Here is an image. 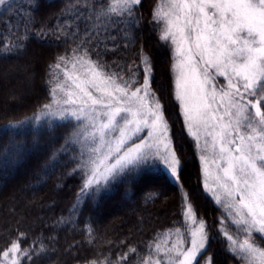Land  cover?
Returning a JSON list of instances; mask_svg holds the SVG:
<instances>
[{
  "label": "trees",
  "instance_id": "16d2710c",
  "mask_svg": "<svg viewBox=\"0 0 264 264\" xmlns=\"http://www.w3.org/2000/svg\"><path fill=\"white\" fill-rule=\"evenodd\" d=\"M152 1L144 0L132 17L109 13L111 0H40L38 9L33 0H10L0 7V254L18 243L29 253H18L19 264L166 262L156 246L184 229L186 199L208 225L214 264H232L219 240L220 211L179 133L180 183L149 160L86 193L84 124L44 114L48 104L61 112L55 102L61 65L84 53L122 82L135 74L139 86L142 57L150 58L152 88L169 100L168 50L147 17Z\"/></svg>",
  "mask_w": 264,
  "mask_h": 264
},
{
  "label": "snow or ice",
  "instance_id": "6c2138e0",
  "mask_svg": "<svg viewBox=\"0 0 264 264\" xmlns=\"http://www.w3.org/2000/svg\"><path fill=\"white\" fill-rule=\"evenodd\" d=\"M9 3L10 0H0V7ZM141 3L142 0H111L107 11L116 16L132 17L139 11ZM33 4L38 9L40 0H33ZM153 15L157 22L161 19L165 22L160 39L170 41L185 58L181 61L188 68L185 94L183 97L177 94V99L185 103L189 131L195 126L197 131L202 130L205 136L211 137L210 144L208 140L204 141L205 151L210 150L211 163L220 173L216 180L230 198L227 207L232 208V201L239 196L235 201L239 217L236 223L246 225L245 231L250 236L255 230L256 239L264 240V0H168V10L157 9ZM86 57L87 53L74 57L73 68L80 63L83 72L75 76L65 73L71 81L68 88L57 85L67 97L63 103L77 105L79 100V105L68 114L77 121H89L94 128L98 117H106V122H101L97 128L101 146L105 144L106 130L118 129L120 138L114 148L109 147L103 159L92 160L93 167L81 191L93 185L105 187L126 170H135L149 159L158 161L174 180H178L181 160L167 138H157L154 146L141 139V142L125 147L129 130L139 133L144 126L152 131L162 129L161 136L167 132L161 104H153L154 97L147 91L148 58L142 57L144 79L141 88L134 79L135 74L128 81L118 83L122 77L106 73L98 61ZM64 59L60 57L61 61ZM212 70H215L214 75ZM217 76L224 77L227 83L219 85ZM133 84L137 86L133 88ZM141 92L146 99H141ZM133 100L138 102L133 104ZM55 102L60 103L59 100ZM44 109L47 110L45 115L65 118L66 110L53 112L50 104L44 105ZM249 110H254V116L258 118L255 123ZM89 135L95 138L96 132ZM192 135L199 141L197 132ZM146 147H155V150L149 153L145 151ZM17 151L25 150L18 148ZM91 151L99 153L100 147ZM113 156L114 162L105 164ZM201 159L207 163L209 157L201 156ZM187 214H193L191 204L187 205ZM192 237L189 249L183 250L179 243L169 249L180 257L174 264H193L198 253L202 258L207 255L205 242L208 237L202 223L192 232ZM227 238L236 244L232 236ZM239 250L249 256L258 254L264 264V250L248 239L239 245ZM130 251L135 252V249ZM156 251H160L159 244ZM17 253L29 255L27 251L21 253L18 243H13L0 255L7 264H19ZM145 264H151V257Z\"/></svg>",
  "mask_w": 264,
  "mask_h": 264
},
{
  "label": "rangeland",
  "instance_id": "374dc122",
  "mask_svg": "<svg viewBox=\"0 0 264 264\" xmlns=\"http://www.w3.org/2000/svg\"><path fill=\"white\" fill-rule=\"evenodd\" d=\"M144 0H142L143 2ZM154 1V2H153ZM153 5L150 4L149 14H147L149 24L152 25V29L155 31V36L157 38V41L162 43L167 47L168 50V56H169V62H168V71H169V78H170V86H169V100L167 101L166 98L161 94V91L159 93L155 92L152 88V80L153 75L152 72L149 73L147 80H148V89L147 91L153 95L154 99L152 103L159 102L161 104V111L164 115V120L167 124V132L161 136L162 129H157L156 131H152L148 127L141 126L139 133H134L133 131L129 130L126 134L125 139L128 141V143L125 145V147L131 146L133 142H141V139L147 140L149 145H155L157 138L163 140L167 138L168 143L170 146L174 148V150L177 153L178 158L181 160V167L179 170V179L174 180L168 172L165 170L164 166L161 165L158 161L154 159L157 162L162 169L165 170V173L167 176L172 180L174 183H180V173L183 168V156H181V150L179 149V143L177 142L179 135L184 138V140H187L189 144V149L192 152L193 156H196L195 161H197L198 167H199V175L201 177V181L203 184V188L205 192L208 194V196L211 198L213 203L218 207L219 209V234L220 238L219 240H222V244H224V249L228 253L229 257L232 260V264H261L262 258L259 257L258 254L253 253L251 256H249L248 253H243L239 250V245L244 242L245 239H248L250 243H252L255 247H259L261 250H264V247L259 243V239H256V233L255 230H253V234L250 236L248 232L245 231L246 225L240 224L238 225L236 223V220L239 219V217L236 215V212L238 210V205H235V201L239 200V196H235L232 203L234 206L232 208L227 207V204L230 202V198L226 196L224 189L219 186V182L216 180V176L220 173L216 169L215 165L211 163V153L209 151H205V144L204 141L208 140L209 144L211 142V137L205 136L203 131H197L196 127L193 126L191 131H189V124L187 123L188 117L185 115V103L182 102V100L177 99V94L180 96H184L185 94V84H186V77L188 75V68L185 64H182L181 61H183L185 58L181 56L175 49V45H172L170 41H164L160 39V36L163 32V29L165 27V22L163 19L159 20L157 22L154 19V11L157 9H162L163 11L168 10V0H153ZM86 59H90L89 57H86ZM91 60V59H90ZM150 61V58L148 59ZM75 63V60L73 61ZM73 63L68 62V64L61 65V84L65 85V88H68L71 85V81L68 80L65 73L67 72L69 75H80L83 72V69L81 67L80 63H76L75 68H73ZM151 64V63H150ZM87 67V65H85ZM151 70V68H150ZM154 74V73H153ZM211 74H215V70H212ZM118 83H123L120 80H117ZM216 82L219 85H225L227 82L224 77L217 76ZM143 88V85L140 86ZM97 94L98 93H94ZM118 95V94H117ZM3 96H6V93L4 92ZM58 100L60 101L59 107H61V111H65V118L64 119H75L68 113L77 105H79L80 101L77 100V105H68L64 104L63 101L67 99L65 92L61 91L60 88H58L57 93ZM141 99H146L144 97L143 92L140 94ZM138 101L133 100V104L137 103ZM174 108L175 112L177 114V121L176 123L172 117H171V111L170 108ZM262 110H264V105H262ZM250 114L253 116V122L255 123L258 118H255L254 116V110H249ZM123 115V114H122ZM120 119L119 117L117 118ZM63 120V119H62ZM85 126V135L84 138V148L87 151L88 158H89V168H88V175L87 179L90 175V171L93 167L92 160L96 159H103L104 156L108 154L109 147L115 146L116 140H118L119 137V130L116 128H113L111 130L105 131V144L103 146L99 143V132L97 131V128L99 127V124L101 122H106V117H98L95 120L96 127H92L89 121H81ZM178 125V129L176 130V126ZM134 127V126H130ZM244 131L243 129L241 130ZM96 132V137L93 138L89 135V133ZM192 132H197V135L199 136V141L192 135ZM95 147H100L99 153H93L91 150ZM162 147V145H161ZM155 150V147L148 148L146 147L145 151L151 153ZM201 156H208L209 160L207 163H205L204 160L201 159ZM115 160V156L112 157L111 160L105 161V164L113 163ZM148 160V161H149ZM131 167V166H130ZM45 168V166H44ZM104 169L101 168V171ZM86 179V180H87ZM98 186L93 185V187L85 190L86 193L90 191L93 188H97ZM85 193V194H86ZM189 201L185 199L184 202V215H183V227L180 231V234H175V238H171L170 235H167L168 238L164 239V244L161 246V252L164 253V256L166 257V262L159 261V264H174L175 260L180 259V257L176 256V252L169 251V249H173V246L176 244H180V247L183 250H187L191 247V240L192 232L194 230L199 229V225L202 223L204 225V232L207 234L208 240L205 242V249L208 250L211 233L208 231L209 228L208 225H206V221L199 219L197 217V209L195 208V205H192L193 214L192 216H189L187 214V205H189ZM246 214V211H245ZM195 220V222H193ZM179 234V235H178ZM215 235L212 234V237ZM232 236L233 240L236 241V244H233L232 241H230L227 237ZM170 237V238H169ZM198 239V237H197ZM180 241H183L180 243ZM264 242V240H263ZM169 246V247H167ZM204 251V250H201ZM207 252V255L202 258L201 254L198 253L197 258L195 261H193V264H214V256L213 254H209ZM18 257V253L16 254ZM9 258L12 259L13 254L9 253ZM1 262L3 264H7V262H4V258L2 257ZM156 264V263H155Z\"/></svg>",
  "mask_w": 264,
  "mask_h": 264
}]
</instances>
